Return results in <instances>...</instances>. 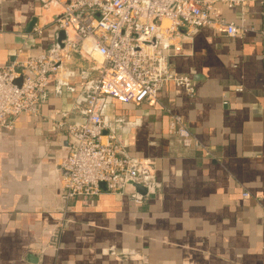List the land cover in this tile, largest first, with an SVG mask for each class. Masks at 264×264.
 <instances>
[{"label": "crops", "instance_id": "obj_1", "mask_svg": "<svg viewBox=\"0 0 264 264\" xmlns=\"http://www.w3.org/2000/svg\"><path fill=\"white\" fill-rule=\"evenodd\" d=\"M214 9L247 31L228 38L204 28L176 41L168 63L191 79L193 97L166 84L156 103L99 107L105 134L148 164L137 179L144 196L129 186L121 196L61 199L69 138L54 125L81 123L96 77L79 53L50 80L40 116L0 133V264H264V0ZM59 12L40 0H0V66L54 44ZM168 111L200 149L167 133Z\"/></svg>", "mask_w": 264, "mask_h": 264}, {"label": "built area", "instance_id": "obj_2", "mask_svg": "<svg viewBox=\"0 0 264 264\" xmlns=\"http://www.w3.org/2000/svg\"><path fill=\"white\" fill-rule=\"evenodd\" d=\"M40 3L45 9L59 7L60 12L52 16L51 24L55 39L61 31L65 39L60 42L61 47L54 42L20 63L0 66V133L13 130L20 117L40 116L50 80L79 53L95 66L96 77L86 85L81 123L61 119L54 125L69 138L61 168V199L68 203L75 198L124 195L128 180L137 182L148 170V164L124 154L115 136L105 134L99 107L107 99L136 107L156 103L158 91L166 84L193 97V82L170 69L168 51L175 49L181 37L190 38L204 28L218 30L228 38L242 35L247 29L227 21L214 5L245 8L246 0H40ZM32 32L41 37L43 27L35 25ZM167 133L176 136L184 149H200L184 120L169 111ZM203 152L210 156L206 150ZM62 227L60 224L59 228Z\"/></svg>", "mask_w": 264, "mask_h": 264}, {"label": "water", "instance_id": "obj_3", "mask_svg": "<svg viewBox=\"0 0 264 264\" xmlns=\"http://www.w3.org/2000/svg\"><path fill=\"white\" fill-rule=\"evenodd\" d=\"M35 24V20H33L30 25H29V30L32 29V27ZM65 39V33L63 31L58 33L57 36V40L56 42L58 43V45L61 47V41ZM20 79L16 81V84L19 86L20 85ZM67 148V144L64 146V149ZM67 157V155H66ZM127 185L132 187L135 191L136 194H138V196H144L147 192V189L145 187H143L142 185H140L138 182H135L134 180H128ZM103 187V186H101ZM29 259H31V257H29Z\"/></svg>", "mask_w": 264, "mask_h": 264}]
</instances>
